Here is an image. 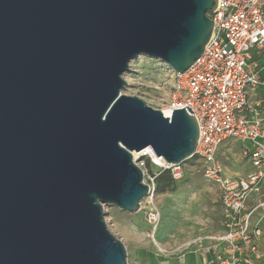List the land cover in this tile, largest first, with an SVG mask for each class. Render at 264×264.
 I'll use <instances>...</instances> for the list:
<instances>
[{"label": "water", "instance_id": "water-1", "mask_svg": "<svg viewBox=\"0 0 264 264\" xmlns=\"http://www.w3.org/2000/svg\"><path fill=\"white\" fill-rule=\"evenodd\" d=\"M217 6L0 0V264H127L105 209L139 213L149 195L132 153L187 162L199 126L124 94V75L140 56L185 74Z\"/></svg>", "mask_w": 264, "mask_h": 264}, {"label": "built area", "instance_id": "built-area-1", "mask_svg": "<svg viewBox=\"0 0 264 264\" xmlns=\"http://www.w3.org/2000/svg\"><path fill=\"white\" fill-rule=\"evenodd\" d=\"M208 16L214 23L212 36L185 74L159 61L171 73L164 109L171 115L185 107L193 111L199 141L188 160H197L195 173L220 191L223 231L209 237L212 245L207 253L214 256L209 260L201 250L202 264H264L260 249L264 234L258 219L264 202L253 204L264 187V0H218ZM138 58L130 63V72ZM229 141L243 145L241 154L251 166L246 177L233 178L225 172L219 153ZM132 155L149 186L140 211L146 212V238L155 241L161 222L154 202L156 179L168 172L173 182H182L189 170L186 162L169 165L151 148ZM148 163L157 171L149 173Z\"/></svg>", "mask_w": 264, "mask_h": 264}, {"label": "rangeland", "instance_id": "rangeland-1", "mask_svg": "<svg viewBox=\"0 0 264 264\" xmlns=\"http://www.w3.org/2000/svg\"><path fill=\"white\" fill-rule=\"evenodd\" d=\"M135 64L133 72L124 75L128 86L123 93L144 99L154 109H164L166 83L171 73L159 61L144 56ZM240 151L238 143L234 142L220 150L219 156L227 172L230 171L228 174L247 173L248 161ZM196 166L197 160H188L186 179L173 182L163 193H155L154 202L161 213L155 241L146 238L149 227L145 210L131 214L114 206L106 207L110 230L127 248V264H197L201 247L206 252L211 249L209 237L222 231L220 194L217 186L195 173ZM146 170L149 173L157 171L151 163ZM258 201L264 202V187L254 197L253 204ZM258 219H262L264 234V207L260 209ZM260 249L264 253V237Z\"/></svg>", "mask_w": 264, "mask_h": 264}, {"label": "crops", "instance_id": "crops-1", "mask_svg": "<svg viewBox=\"0 0 264 264\" xmlns=\"http://www.w3.org/2000/svg\"><path fill=\"white\" fill-rule=\"evenodd\" d=\"M230 142H234V143H238V145H239V147L241 148V150H242V148H243V145L241 144V143H239V142H236V141H229L228 143H230ZM228 143H226L224 146H226ZM224 146L222 147V148H224ZM240 153H241V151H240ZM247 169H248V171H247V173H245L244 175H238V176H234V173L232 172V174H228L229 172H227V170H226V168H225V172H226V174H227V176H231V177H233V178H241V177H246L247 175H248V173L251 171V166H250V164L249 163H247ZM215 186V185H214ZM219 194H220V191H219ZM220 196V195H219ZM220 201H221V197H220ZM221 210H222V214H221V216H222V220H223V209H222V204H221ZM222 231H223V227H222ZM221 231V232H222ZM220 232V233H221ZM219 233V234H220ZM264 237V236H263ZM263 239V238H262ZM262 242V241H261ZM212 244V243H211ZM260 246H261V243H260ZM200 250H203V252L205 253V249L203 248V247H201V249ZM204 253H200V255L199 256H197V264H202V259H203V256H205L204 255ZM203 254V255H202ZM206 254V256H208V258H209V260H211L212 259V257L214 256L213 254H209V253H205Z\"/></svg>", "mask_w": 264, "mask_h": 264}, {"label": "trees", "instance_id": "trees-1", "mask_svg": "<svg viewBox=\"0 0 264 264\" xmlns=\"http://www.w3.org/2000/svg\"><path fill=\"white\" fill-rule=\"evenodd\" d=\"M173 181L169 175L168 172L162 173L157 179H156V192L163 193L164 191L168 190L170 186L172 185Z\"/></svg>", "mask_w": 264, "mask_h": 264}, {"label": "bare ground", "instance_id": "bare-ground-1", "mask_svg": "<svg viewBox=\"0 0 264 264\" xmlns=\"http://www.w3.org/2000/svg\"><path fill=\"white\" fill-rule=\"evenodd\" d=\"M163 113L166 117H170L171 116V110L170 109H164Z\"/></svg>", "mask_w": 264, "mask_h": 264}]
</instances>
